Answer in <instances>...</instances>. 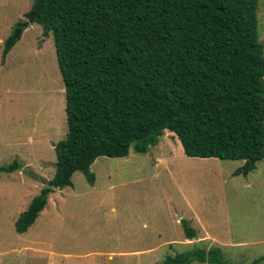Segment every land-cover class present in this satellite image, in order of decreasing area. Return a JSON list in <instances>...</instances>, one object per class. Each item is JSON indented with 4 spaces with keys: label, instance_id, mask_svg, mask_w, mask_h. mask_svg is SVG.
I'll return each instance as SVG.
<instances>
[{
    "label": "trees",
    "instance_id": "obj_1",
    "mask_svg": "<svg viewBox=\"0 0 264 264\" xmlns=\"http://www.w3.org/2000/svg\"><path fill=\"white\" fill-rule=\"evenodd\" d=\"M258 0H33L25 19L51 33L65 91L67 132L54 146L53 176L14 221L24 233L48 195L76 171L94 182L99 156L147 152L165 130L190 157L243 160L247 175L264 157V54ZM18 21L2 59L20 39ZM16 160L0 166L10 172ZM184 237L196 231L180 221ZM239 264L218 246L167 255L161 264Z\"/></svg>",
    "mask_w": 264,
    "mask_h": 264
},
{
    "label": "rangeland",
    "instance_id": "obj_2",
    "mask_svg": "<svg viewBox=\"0 0 264 264\" xmlns=\"http://www.w3.org/2000/svg\"><path fill=\"white\" fill-rule=\"evenodd\" d=\"M33 0H0V264H161L167 255L218 246L239 264H264V157L247 175L243 160L184 154L165 130L145 153L97 157L89 184L50 193L24 233L14 221L54 173V144L67 132L65 91L51 33L28 22L2 59V41L27 20ZM264 54V0L257 6ZM181 220L195 229L184 237ZM190 264H207L192 262Z\"/></svg>",
    "mask_w": 264,
    "mask_h": 264
},
{
    "label": "crops",
    "instance_id": "obj_3",
    "mask_svg": "<svg viewBox=\"0 0 264 264\" xmlns=\"http://www.w3.org/2000/svg\"><path fill=\"white\" fill-rule=\"evenodd\" d=\"M164 132H166V131H164ZM174 138H175V134H174ZM39 191H40V190H39ZM53 192H54V191H53ZM51 193H52V192H51ZM48 196H49V195H48ZM33 197H34V196H33ZM33 197H32V198H33ZM32 198H31V199H32ZM47 199H48V198H47ZM29 202H30V201H29ZM45 205H46V204H45ZM42 210H43V209H42ZM42 210H41V211H42ZM41 211H40V212H41ZM35 220H36V219H35Z\"/></svg>",
    "mask_w": 264,
    "mask_h": 264
},
{
    "label": "water",
    "instance_id": "obj_4",
    "mask_svg": "<svg viewBox=\"0 0 264 264\" xmlns=\"http://www.w3.org/2000/svg\"><path fill=\"white\" fill-rule=\"evenodd\" d=\"M28 22H29V21L26 20V21L24 22V24H27Z\"/></svg>",
    "mask_w": 264,
    "mask_h": 264
}]
</instances>
